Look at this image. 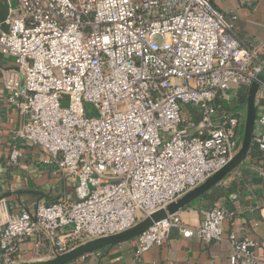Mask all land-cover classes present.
<instances>
[{
    "label": "built area",
    "instance_id": "2783aa9c",
    "mask_svg": "<svg viewBox=\"0 0 264 264\" xmlns=\"http://www.w3.org/2000/svg\"><path fill=\"white\" fill-rule=\"evenodd\" d=\"M213 1L9 0L0 54L14 63L2 85L23 120L17 136L48 153L75 199L7 215L2 264L18 262L23 239L64 253L132 227L230 160L239 119L213 102L249 86L264 43L249 46ZM257 123L253 140L263 150L264 115ZM21 155L13 148L8 162ZM226 217L214 206L191 227L172 215L136 237L133 258L172 228L222 241ZM225 240L226 264H264L253 238L229 232Z\"/></svg>",
    "mask_w": 264,
    "mask_h": 264
},
{
    "label": "crops",
    "instance_id": "0c3cea01",
    "mask_svg": "<svg viewBox=\"0 0 264 264\" xmlns=\"http://www.w3.org/2000/svg\"><path fill=\"white\" fill-rule=\"evenodd\" d=\"M213 4L227 18L234 16L231 19L234 30L249 46L264 43V0H214ZM9 67H14L13 60L0 54V227L7 215L18 213L22 207L75 199L73 183L58 171L48 153L17 136L23 120L18 109L7 102V91L2 85L3 70ZM247 91L248 86L244 85L231 88L218 95L213 103L236 116L239 126L244 125ZM255 113L251 146L242 163L177 212L183 222L194 227L199 224L203 211L223 207L227 217L223 221L222 241L205 243L195 236L183 237L178 229L172 228L162 245L151 247L138 260L133 258L134 238L87 253L68 264H226L229 244L225 238L229 232L253 238L257 244L255 252L261 255L264 251V149H259L253 138L259 130L257 119L264 115V88L256 94ZM13 148L19 149L22 155L17 162L9 163ZM51 249L46 239L38 245L32 239H23L17 261L49 259L53 257Z\"/></svg>",
    "mask_w": 264,
    "mask_h": 264
},
{
    "label": "water",
    "instance_id": "95a60500",
    "mask_svg": "<svg viewBox=\"0 0 264 264\" xmlns=\"http://www.w3.org/2000/svg\"><path fill=\"white\" fill-rule=\"evenodd\" d=\"M9 10V0H0V31L3 33H8L9 31V24L7 23ZM263 85L264 63L261 65L259 70L253 74L252 80L248 86L243 135L238 149L221 169L211 174L203 182L185 192L164 207L152 212L132 227H129L121 232L86 241L64 253H54L53 257L46 260L20 261L5 264H68L69 262L87 253L99 250L104 247L115 246L122 242L134 239L149 227H151L153 224L172 215H176L180 209L184 208L194 199L206 193L208 190H210V188L221 181L231 170L242 163L249 152L252 142V134L256 116L255 97L258 90Z\"/></svg>",
    "mask_w": 264,
    "mask_h": 264
},
{
    "label": "rangeland",
    "instance_id": "374dc122",
    "mask_svg": "<svg viewBox=\"0 0 264 264\" xmlns=\"http://www.w3.org/2000/svg\"><path fill=\"white\" fill-rule=\"evenodd\" d=\"M62 106H65L64 104ZM87 112L89 115H95V111H93V109L91 107H87L86 108ZM187 114V112H186ZM243 128H244V125H240L238 127V139H239V143H241V140H242V135H243Z\"/></svg>",
    "mask_w": 264,
    "mask_h": 264
}]
</instances>
